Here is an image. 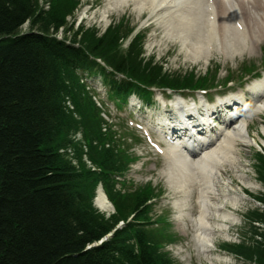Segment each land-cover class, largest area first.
Listing matches in <instances>:
<instances>
[{
	"label": "trees",
	"instance_id": "16d2710c",
	"mask_svg": "<svg viewBox=\"0 0 264 264\" xmlns=\"http://www.w3.org/2000/svg\"><path fill=\"white\" fill-rule=\"evenodd\" d=\"M62 2L44 10L38 0H0V264H174L142 225L141 204L153 189L121 193L112 153L93 143L104 141L101 120L76 68L92 70L94 63L40 33L13 36L27 20L44 33L63 25ZM110 36L83 42L90 51L107 50ZM124 61L115 64L125 68ZM141 67L135 63L132 74L143 81L160 71ZM66 97L80 117L67 109ZM78 129L101 172L86 167L82 144L71 138ZM71 143L79 167L62 151ZM120 152L126 168L130 156ZM99 181L116 207L109 216L93 204ZM249 219L264 222V214L252 211ZM245 244L235 248L251 261L244 264H264V242Z\"/></svg>",
	"mask_w": 264,
	"mask_h": 264
},
{
	"label": "bare ground",
	"instance_id": "6f19581e",
	"mask_svg": "<svg viewBox=\"0 0 264 264\" xmlns=\"http://www.w3.org/2000/svg\"><path fill=\"white\" fill-rule=\"evenodd\" d=\"M214 1V5L209 7L206 0H186L180 6L175 4V0H141V6L144 9L150 7L153 11L151 18L161 23L165 31L180 38L196 60L202 57H205V59L210 57V53L203 47L205 44H213L214 41L229 44L227 47L229 52H236L235 49L238 48L242 51L250 50V52H253L257 44L264 43V0H235L234 5L231 0ZM162 3L164 4L161 5ZM209 10L217 18L215 23L208 16ZM235 20H238L237 22L242 25V28L235 24ZM229 40H232V44ZM254 88L257 91L264 89V78L258 80ZM181 102V99L174 100L177 106L181 105ZM261 109L264 110V103L261 105ZM182 116L183 113L180 112V117ZM244 125L245 123H242L234 130L227 131L224 138L218 142L216 141L220 136V132L213 131L210 138H203V143L212 141L215 137L216 140L204 148L200 147L202 143L199 142L189 144L191 147L199 148L195 154L183 155L185 150L180 146L178 148L181 151H177L178 148L175 147L168 150L170 155H178V159L173 162V166L177 186L183 193H189L192 187L193 177L188 180L187 185L182 184L187 174L193 176L196 169L205 172L208 165L213 171L222 162H231L233 145L238 140L258 144V141L248 134V127H244ZM261 139L264 143V139ZM248 186L253 188L250 184ZM212 188L211 179L205 180L204 192L199 199L201 212L198 217V225L205 226L207 229H209L208 221L210 218L208 212ZM97 203L103 209L111 207L110 201L102 191L98 194ZM220 215L224 219L229 218V213L224 210H220ZM207 234H209L208 230L199 233L203 238H206Z\"/></svg>",
	"mask_w": 264,
	"mask_h": 264
},
{
	"label": "rangeland",
	"instance_id": "374dc122",
	"mask_svg": "<svg viewBox=\"0 0 264 264\" xmlns=\"http://www.w3.org/2000/svg\"><path fill=\"white\" fill-rule=\"evenodd\" d=\"M42 1L44 5L48 6L49 0H42ZM99 16H102V14L91 13L87 19V22H89L88 24H93L94 22L98 23ZM132 19L136 21V19H138V16H136V19L135 18H132ZM100 27L103 28L104 26H100ZM181 48L182 47L180 43L176 41V39H173L165 35V33L163 32L161 28L154 26L152 29H150V36H149V51L150 52L148 53H155L157 55V59H160V60L165 59V61L169 63L168 68H170L172 71H175L177 69H182L183 67L181 65L185 66V68L191 65V63H189L191 61L189 57V53L187 56V53L183 51ZM262 48L264 49V43H262ZM261 57L262 56H260V54H258V52L256 51L254 54H250L249 52L240 54L237 56V58H234L233 56L222 58L224 63H221V69H222L221 78L225 76V74L227 73V69L228 68L230 69L231 67L233 68L235 77L238 78V76H240L239 69L242 65L241 61L243 58H244L243 60H254L258 62L256 63L257 67L264 66V63H259ZM218 58H221V57L218 56ZM200 67H202V69H199L200 71H203V69L205 68V66H202V65H200ZM210 96H212V94H210ZM249 122H250L249 133L255 136L257 140H261L260 136H264V132L262 130L264 129V127H262V124L258 122V118L251 117V120ZM133 150H135L137 154H141L143 158H141L139 162H137L133 166L129 175L132 176L135 180L136 179L139 180V182L141 183H144L146 181H153L154 184L156 185L164 184L167 190H166V193L157 201V206H156L157 213H160L162 209H164V211L168 210V213L171 215V218H173L175 216V211H176V208L173 206H175V201L177 199H180L181 196L179 193L174 192V190L171 187L169 178L168 176H166V170H167V164H168L167 161L161 160L160 156L157 155L156 152L151 150L145 143H143V140H141V142H136L133 146ZM258 151L259 150H257L256 147L254 146L250 147L240 141L233 148V152L235 156L239 159V161L238 162L236 161V162L243 163L244 168L248 172L247 178L251 179L253 184L257 186H259V184L253 179L254 171L252 167H253L254 162H256V159H257L256 155ZM225 166L226 168H231V171L229 173H223L222 175L223 179H225V181L228 178L235 179L234 177L238 174L235 168L232 169L233 167H231V164L229 163L226 164ZM217 180H219V178H217ZM218 183L220 184V182ZM222 187L223 186H219V188H222ZM194 193H196L195 190L194 192H192V196H193L192 203L194 206V209L192 212L194 213V215H196V208L198 204L196 203V197ZM223 193H224L223 200H226L227 191L224 190ZM240 204H241V210L243 212L250 208L259 206L257 202L249 201V200L241 202ZM113 210L114 208L111 206L108 209L106 208L104 212L109 213ZM238 215L240 216V220L236 221L237 223L235 225H231L234 228L239 227V225L243 223L242 213ZM184 220L186 222V225H194V222L187 221L186 217H184ZM172 223L173 225L174 224L178 225L177 220H173ZM173 230H175V227L173 228ZM189 232L190 233H189L188 242H189V245H192L193 235L196 232V230L190 226ZM174 250L178 251V248L174 247ZM181 257H186V255H182Z\"/></svg>",
	"mask_w": 264,
	"mask_h": 264
}]
</instances>
